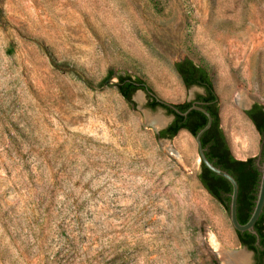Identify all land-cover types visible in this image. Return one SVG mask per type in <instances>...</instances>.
I'll return each instance as SVG.
<instances>
[{"label": "rangeland", "instance_id": "obj_1", "mask_svg": "<svg viewBox=\"0 0 264 264\" xmlns=\"http://www.w3.org/2000/svg\"><path fill=\"white\" fill-rule=\"evenodd\" d=\"M0 6V264H225L243 251L199 180L193 134L159 138L148 95L130 104L117 77L104 81L130 75L185 104L203 93L175 68L190 59L212 80L234 155L256 157L246 110L264 105V0Z\"/></svg>", "mask_w": 264, "mask_h": 264}, {"label": "trees", "instance_id": "obj_2", "mask_svg": "<svg viewBox=\"0 0 264 264\" xmlns=\"http://www.w3.org/2000/svg\"><path fill=\"white\" fill-rule=\"evenodd\" d=\"M5 21V13L3 9L0 6V23H3ZM175 68L182 78L185 86L187 88H190L192 86H200L204 87L209 96L212 99H214L215 89L212 83V80L207 72V70L202 67L196 65L192 60L190 59H184L175 64ZM114 77L118 78L117 82V89L119 93L124 97V99L129 102L130 104L133 103V96L138 90H144L146 87L149 88V90H152L149 85L143 81L140 78L134 79L132 76H117L115 73L110 72L104 83L108 82L109 80L113 79ZM154 98V99H152ZM148 99H152V101L149 103L148 107L155 110L157 107H160L161 105L157 101L156 97H152L148 95ZM191 107L190 103L185 104H179L177 105V108L180 109V111L185 112ZM256 108L259 110L257 114L249 113L250 117L254 119V123L256 125L257 130L264 134V112L262 111L261 106H257ZM209 111L212 113V115H219V109H214L213 107H210ZM171 114L175 115V120L169 125V127L163 131H161L158 134L159 138L163 139H171L178 135V133L181 130H187L190 133L195 136L207 123V118L204 116L201 112L198 111H191L186 117L180 116L173 111L170 110ZM195 118H198L199 120H196ZM218 123L220 122V119L218 117ZM223 132L220 131L219 136L216 137V143L213 146L214 148L220 149L219 153L215 154L219 158V162H224L226 164V167L229 171L235 170L238 171L237 174V180L240 186L241 191L245 190L246 188L252 187L256 181H259V172L258 170L253 166V159H248L246 161H236L234 159H228L229 151L224 152V150L227 149L225 142H224V135ZM206 139H202L203 147H206L207 144ZM225 146V148H224ZM210 159V158H209ZM210 161H213V158L210 159ZM238 165V167H237ZM204 172L200 174L199 180L202 183V185L205 187V189L216 199H218L223 205L226 206V202L223 200L221 192L222 190H230L224 185V179L222 177H219L215 175L213 172H211L204 164H203ZM242 197V194H241ZM241 200V198H240ZM244 221L241 220V223ZM241 235V233H238Z\"/></svg>", "mask_w": 264, "mask_h": 264}, {"label": "flooded vegetation", "instance_id": "obj_3", "mask_svg": "<svg viewBox=\"0 0 264 264\" xmlns=\"http://www.w3.org/2000/svg\"><path fill=\"white\" fill-rule=\"evenodd\" d=\"M192 87H198V88L203 89V93L196 95L192 101L188 102L191 104V107L194 104H199L201 107L206 109L211 115H212V113L209 111L210 107H213L214 109H216V108L219 109V98H218L216 93L214 94L215 98L212 99L211 97H213V96H209L207 90L204 87H200V86H192ZM192 87H190V88H192ZM157 98H159V97L157 96ZM152 99H154V98H152ZM152 99H148V105L152 101ZM256 105L261 106L262 111L264 112V105H261V104H254L249 110H246V116L248 117L250 122L255 126V128H256V125L254 123V119L252 117H250L249 113H252V114L258 113L259 110L256 108ZM198 112H200V111H198ZM212 117L214 118L213 125L210 128V130H208L204 134V136L202 137V139L204 138V139L208 140L206 147H205L206 156L208 159L213 158V161H211V162L216 167H220L221 169L230 173L238 182V180H237L238 171H235L233 169H232V171H229L228 168L226 167V164L224 162H219V158L217 156H215V154L219 153V151H220V149H218V148L213 149V146L216 143V137L219 136L220 131L223 132L222 134L224 135V142H225L224 145H226V147H227V149L224 150V152H227V150L229 151V154H228L229 158L228 159H234L236 161H246V160H240L234 155L232 147H231V142H230L229 136L226 134L225 131H223L222 126H221L220 112H219V115H217V116L212 115ZM218 117L220 119L219 123L217 121ZM195 119L196 120H194V121L199 120L198 118H195ZM259 134L261 136V143H262V141L264 140V134H261L260 132H259ZM224 148H225V146H224ZM259 153H260V149H259ZM259 153L256 157L249 158V159L254 160L253 166L256 169H257L258 163L255 162V159L259 156ZM263 162H264V149L262 151V157L260 159V163H263ZM237 167H238V165H237ZM203 172H204V169H203V165H202L201 173H203ZM224 185H226V187L230 190H224L223 189L221 192V195H222L223 200L226 203H229L230 197L228 196V194H230L232 192V186L225 179H224ZM257 187H258V180L256 181V183L252 187L246 188L243 191H241L240 186H239L238 219H239L240 223H241V220L244 221L243 223H241L243 225L249 221L251 214L253 212V209L255 206L256 194H257ZM241 194H242V197H241ZM240 198H241V200H240ZM255 231L258 233V237L256 235L249 233V232L241 233V235H239L237 233L238 241H239L240 246L243 248V251L249 256V264H264V211H263L261 217L259 218L258 222L255 225Z\"/></svg>", "mask_w": 264, "mask_h": 264}, {"label": "water", "instance_id": "obj_4", "mask_svg": "<svg viewBox=\"0 0 264 264\" xmlns=\"http://www.w3.org/2000/svg\"><path fill=\"white\" fill-rule=\"evenodd\" d=\"M143 92L144 94L150 95L152 97H156V94L152 90H149L148 87H146L144 90H138L137 91L138 94L137 93L136 94L139 95L142 94ZM136 100H138V98H136ZM157 101L161 105L160 107H157L155 110L148 107L149 115L147 116V124L151 126L158 134L161 131L167 129L169 125L174 121L175 115L171 114L170 110L183 117H186L193 110L200 111L206 116L207 118L206 125L194 136L198 146V152L200 155L201 164L202 165L204 164L217 176L222 177L231 184L232 192L228 194V196L230 197V202L226 203V206L231 223L234 229L236 230V232L237 233L249 232L258 237V233L255 231V225L264 211V162L260 163V159L262 157V151L264 149V140L260 145L259 156L255 159V162L258 163L257 170L259 172V181L257 187L255 206L249 221L243 225L239 222L238 219V196H239L238 182L230 173L221 169L220 167H216L207 158L205 153L206 149L203 147L202 144V137L208 130H210V128L213 125L214 118L212 117V115L206 109L201 107L199 104H194L187 111L182 112L180 111V109L177 108V105L175 104H170L161 99H157Z\"/></svg>", "mask_w": 264, "mask_h": 264}, {"label": "bare ground", "instance_id": "obj_5", "mask_svg": "<svg viewBox=\"0 0 264 264\" xmlns=\"http://www.w3.org/2000/svg\"><path fill=\"white\" fill-rule=\"evenodd\" d=\"M242 94L239 95L237 98L240 101H243V102H241V104L244 103V100H242V98H243V96H245L244 94L242 96ZM224 255H225L224 256L225 264H249V256L244 251L230 252V253H228V251H225Z\"/></svg>", "mask_w": 264, "mask_h": 264}]
</instances>
